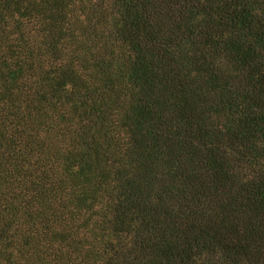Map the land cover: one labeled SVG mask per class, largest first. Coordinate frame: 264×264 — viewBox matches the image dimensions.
Instances as JSON below:
<instances>
[{
    "label": "trees",
    "instance_id": "16d2710c",
    "mask_svg": "<svg viewBox=\"0 0 264 264\" xmlns=\"http://www.w3.org/2000/svg\"><path fill=\"white\" fill-rule=\"evenodd\" d=\"M0 264H264V0H0Z\"/></svg>",
    "mask_w": 264,
    "mask_h": 264
}]
</instances>
